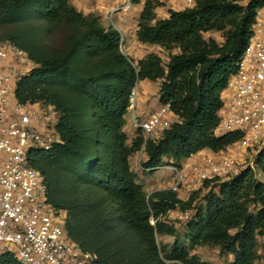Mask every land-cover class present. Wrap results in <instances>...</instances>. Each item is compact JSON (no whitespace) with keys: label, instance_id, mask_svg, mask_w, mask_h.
<instances>
[{"label":"trees","instance_id":"trees-1","mask_svg":"<svg viewBox=\"0 0 264 264\" xmlns=\"http://www.w3.org/2000/svg\"><path fill=\"white\" fill-rule=\"evenodd\" d=\"M162 4L146 0L137 35L161 46L169 60L150 53L135 62L123 52L117 28L71 0H0V40L13 41L38 63L17 82L16 98L52 105L62 139L50 150H32L29 164L44 177L48 201L66 212L70 237L96 256L95 264H209L191 253L166 219L173 210H194L185 223L193 247L217 246L233 256L229 264L264 262V180L258 177L264 178V146L255 170L206 181L186 199L172 189L148 196L131 163L144 146L145 171L181 168L183 158L203 149L227 151L242 138L240 132L215 131L222 92L254 35L264 0H196L155 21ZM208 31L222 33L224 41L206 39ZM144 79L161 80L160 102L179 119L158 140L145 142L137 129L130 143L128 108ZM165 235L174 241L163 242ZM0 264L22 263L6 252Z\"/></svg>","mask_w":264,"mask_h":264},{"label":"built area","instance_id":"built-area-1","mask_svg":"<svg viewBox=\"0 0 264 264\" xmlns=\"http://www.w3.org/2000/svg\"><path fill=\"white\" fill-rule=\"evenodd\" d=\"M121 1V10L133 4V0ZM187 2L193 6L196 0ZM37 67L38 63L25 49L13 41L0 40V254L13 253L22 264H95L96 256L70 237L66 212L48 201L44 177L29 164L32 150H50L62 142L56 130L57 112L52 105L22 104L16 98L17 82ZM137 96L138 86L128 108L134 129L142 130L145 142L160 139L178 116L168 103L140 120L134 115ZM221 98L223 106L216 134L242 133V138L233 145L252 148L254 154L243 163L230 153L229 147L198 162L186 163L189 175L182 167L164 165L174 171L172 184L164 189H172L184 199L203 188L206 181L228 179L248 167L256 169L255 158L260 149L255 148L264 141V6L257 12L254 35ZM138 154L140 167L145 171L141 164L144 146ZM193 214L194 210H189L181 218L188 220Z\"/></svg>","mask_w":264,"mask_h":264},{"label":"crops","instance_id":"crops-1","mask_svg":"<svg viewBox=\"0 0 264 264\" xmlns=\"http://www.w3.org/2000/svg\"><path fill=\"white\" fill-rule=\"evenodd\" d=\"M160 1L163 4L155 8V21L158 19L168 18L170 9L183 10L185 8L191 7L187 0ZM71 2L77 7L79 11L83 12L84 14L96 13L99 15L104 26H113L117 28L122 34L123 52L135 62H138L150 53H157L163 58L164 62H168V52L165 51L161 46L156 44H145L138 39L137 32L139 29V19L144 10L146 0H141L139 3H133L127 10L119 9L120 5L122 4L121 0H71ZM109 19L112 21L113 25L111 23H107L109 22ZM219 33L220 32L216 31H208L204 33V37L206 39L212 37L218 42H223L219 40ZM174 52H178V50H174ZM137 86L138 101L134 115L140 120H145L161 105L159 94L161 80L152 81L149 79H144L140 80ZM130 117L132 121V115H130ZM128 119L129 118L127 117L125 130L129 136V142L131 143L137 134L134 127L130 125ZM213 154H215V152L212 150L203 149L189 158H183L180 161L182 171L188 175L191 174V171L185 168L186 163L198 162L202 157L207 155L211 156ZM161 170H163L162 172H167V174H170L171 178L173 179L174 171L171 168L165 166L158 168L152 174L156 176V174H158L157 172ZM160 181L161 179L159 178L157 183ZM170 185H165L163 188H158L156 190L169 188ZM182 193H184V191H182ZM177 211L178 210H173V212L176 213Z\"/></svg>","mask_w":264,"mask_h":264},{"label":"rangeland","instance_id":"rangeland-1","mask_svg":"<svg viewBox=\"0 0 264 264\" xmlns=\"http://www.w3.org/2000/svg\"><path fill=\"white\" fill-rule=\"evenodd\" d=\"M107 23H112V21L109 19V22ZM219 40L220 41H224V37L222 35V33H219ZM138 99V96H137ZM138 101V100H137ZM129 119V123L130 125H132L133 127V123L131 121V117L130 115L127 116ZM127 132V131H126ZM264 146V141L260 143V145L258 147H256L255 149H260L261 147ZM246 150V151H245ZM230 153L232 155H236L241 161H243V163H245V161L248 160L249 156L253 155V149L252 148H240L238 146H234L231 145L230 149H229ZM139 157L140 154H136L133 156L131 163H132V168L137 172L138 176H139V180L145 185V190L147 191L148 196L154 192L156 189L158 188H163V186L165 185H170L172 182V178L170 174H167V172H162L158 171L155 175H153L152 173H149L147 171H143V169H141L140 167V163H139ZM245 165V164H243ZM170 173V172H168ZM259 179H263V175L259 174ZM161 179V181L159 183H157L158 179ZM209 191V189H205L200 198H203V196ZM183 212L181 211H177L176 212H169L168 216L166 217V219L170 222H173L176 224V226L178 227L179 230V235L180 237L183 239V241H185L187 243V245H189V248L191 250L192 254H196L198 255L203 261H207L209 264H229L232 260H233V256L227 253H222L220 248L217 246H209V245H203V246H196L193 247L191 244H189V242L186 240V231H185V223H186V219L181 218ZM161 239L163 240V242L165 243H172L175 239L174 236H162ZM254 264H264L263 260H258L257 262H255Z\"/></svg>","mask_w":264,"mask_h":264},{"label":"clouds","instance_id":"clouds-1","mask_svg":"<svg viewBox=\"0 0 264 264\" xmlns=\"http://www.w3.org/2000/svg\"><path fill=\"white\" fill-rule=\"evenodd\" d=\"M162 190V189H161Z\"/></svg>","mask_w":264,"mask_h":264}]
</instances>
